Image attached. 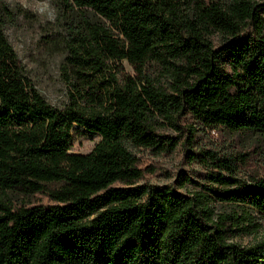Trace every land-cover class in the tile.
<instances>
[{
	"label": "trees",
	"instance_id": "1",
	"mask_svg": "<svg viewBox=\"0 0 264 264\" xmlns=\"http://www.w3.org/2000/svg\"><path fill=\"white\" fill-rule=\"evenodd\" d=\"M57 1L83 103L64 109L31 84L0 3V264H258V247L230 240L258 230L248 210L264 217V167L240 181L249 152L236 147L264 145V1ZM185 116L235 142L186 140L191 160L215 173L213 197L139 185L129 147L173 151L159 120L179 128ZM74 125L100 137L90 153L69 152ZM37 196L48 202L29 201ZM211 200L229 212L215 215Z\"/></svg>",
	"mask_w": 264,
	"mask_h": 264
},
{
	"label": "rangeland",
	"instance_id": "2",
	"mask_svg": "<svg viewBox=\"0 0 264 264\" xmlns=\"http://www.w3.org/2000/svg\"><path fill=\"white\" fill-rule=\"evenodd\" d=\"M251 1L259 3L264 0ZM0 3L12 11V17L7 21L5 27V35L18 55L35 90L46 102L59 109L70 105L73 99H77L81 103L77 93V89H80L81 85L75 87L77 82L64 60L66 53L59 40L61 35H57L61 28L57 22V14L60 11L58 1L0 0ZM219 41L218 36L214 37L215 44H218ZM122 65L127 73H131L127 63L124 62ZM81 104L83 105V103ZM159 121L163 123L158 131L159 134L171 138L176 147L171 152L161 154L155 149L129 147V151L137 157L139 167L145 174L139 185L164 188L181 195L200 193L213 197L211 191L222 189L208 177L209 174L215 175V173H212L200 162L191 160L192 156L186 151L188 148L186 140L192 133L197 148L216 149H227L231 143L235 144V142H232L227 134L226 136L217 130L203 127L190 116L177 120L179 128L169 126L168 122L163 119ZM70 135V153L88 154L100 141L98 135L89 133L76 125L72 127ZM253 144L254 140L251 138H244L236 143L237 148L243 147L242 152H249L246 154L248 164L238 177L243 183H248L249 175L259 177L264 167V145L258 143V146L253 150ZM191 150L194 151V148ZM26 200L27 198L22 196L11 195V201L15 204ZM29 201L48 202L42 196L29 199ZM209 207L215 215L229 212L226 205L214 200L210 201ZM248 211L253 217L254 223L258 225V230L252 234L241 233L230 242L242 248L258 247L257 254L260 256L257 258V262L264 264V217L255 211Z\"/></svg>",
	"mask_w": 264,
	"mask_h": 264
}]
</instances>
